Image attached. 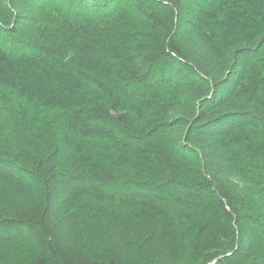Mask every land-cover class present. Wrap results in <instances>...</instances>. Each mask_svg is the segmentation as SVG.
<instances>
[{"label": "trees", "instance_id": "16d2710c", "mask_svg": "<svg viewBox=\"0 0 264 264\" xmlns=\"http://www.w3.org/2000/svg\"><path fill=\"white\" fill-rule=\"evenodd\" d=\"M264 264L254 0H0V264Z\"/></svg>", "mask_w": 264, "mask_h": 264}, {"label": "rangeland", "instance_id": "374dc122", "mask_svg": "<svg viewBox=\"0 0 264 264\" xmlns=\"http://www.w3.org/2000/svg\"><path fill=\"white\" fill-rule=\"evenodd\" d=\"M256 2V4L262 9L264 10V0H254Z\"/></svg>", "mask_w": 264, "mask_h": 264}, {"label": "water", "instance_id": "95a60500", "mask_svg": "<svg viewBox=\"0 0 264 264\" xmlns=\"http://www.w3.org/2000/svg\"><path fill=\"white\" fill-rule=\"evenodd\" d=\"M214 262H212L211 264H213Z\"/></svg>", "mask_w": 264, "mask_h": 264}]
</instances>
